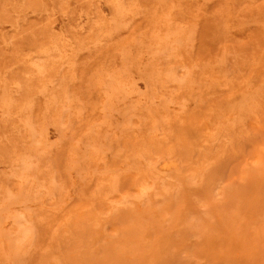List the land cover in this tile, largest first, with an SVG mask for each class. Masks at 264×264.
Instances as JSON below:
<instances>
[{
	"label": "rangeland",
	"instance_id": "1",
	"mask_svg": "<svg viewBox=\"0 0 264 264\" xmlns=\"http://www.w3.org/2000/svg\"><path fill=\"white\" fill-rule=\"evenodd\" d=\"M0 264H264V0H0Z\"/></svg>",
	"mask_w": 264,
	"mask_h": 264
}]
</instances>
